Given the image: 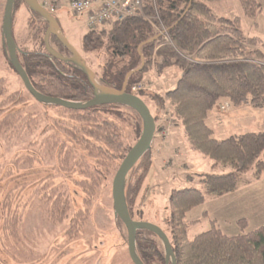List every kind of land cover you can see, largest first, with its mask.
<instances>
[{"label": "trees", "instance_id": "trees-1", "mask_svg": "<svg viewBox=\"0 0 264 264\" xmlns=\"http://www.w3.org/2000/svg\"><path fill=\"white\" fill-rule=\"evenodd\" d=\"M220 1L222 0H143L142 13L138 12L122 21L90 30L84 35L82 51L85 54L101 52L103 49L107 52V60L102 64L101 71L92 69L82 53H79L101 84L118 90L122 88L126 75L144 62L143 71L130 78L127 91L140 97L146 104L148 98L152 102L156 101L160 108L166 101L169 102L174 116L184 128L191 149L211 159L213 167L220 162H227L234 168L233 172L223 175L198 174L207 193L195 188L174 189L171 192V213L167 227L158 226L168 236L177 264H264V225L248 233L227 235L213 221L211 229L193 239L189 237L192 222L188 220V214L192 210L208 199L238 191L264 173V161L260 160L264 154V131L217 139L214 130L207 125L210 114L224 101H229L237 108L245 105L264 108V66L257 63L263 62L264 55L259 50H249L258 41L245 37L239 18L217 17L207 5ZM239 1L246 16L250 18H255L261 10L257 0ZM21 3L32 17L28 27L38 48H20L15 39L14 28L13 35L18 59L34 88L44 95L72 102L92 99L93 89L87 77L73 65L55 59L46 51V22L32 12L23 0H17L16 9ZM155 16L158 20L150 19ZM162 27L167 31L168 37L163 35L154 40L160 35ZM51 45L56 51L57 46L64 49L59 51L64 56L70 52L56 38L51 40ZM249 53L253 54L255 62L248 60ZM8 63L15 71L9 61ZM173 67L181 69L182 76L165 97L156 93L149 97L147 92L144 96L143 91L132 92L133 86L140 84L150 72L156 71L161 76ZM4 86L5 82L0 80V96L5 95ZM21 94L17 92L9 95L0 104V111L5 104L24 102ZM111 108L124 109L134 115L131 121L139 139L143 129L142 121L129 107L104 105L80 111L65 109L73 114V123L69 125L72 142L65 141L67 150L77 149L78 146L88 151V156L95 160L93 165L86 161L82 163V158L79 162L84 167V178L78 184L88 194V199L108 178L114 162L119 168L122 163L120 161H123L132 148L125 144L121 124L102 115V112ZM9 125V116L1 119L0 112V129ZM153 157L152 145L151 151L144 155L130 173L126 197L133 219V200L140 193L142 182L150 172ZM69 209L70 200L58 195L50 212L51 217L62 222ZM79 215L84 218L88 213L80 211ZM116 219L124 226L120 219ZM239 224L246 227L247 221L242 219ZM17 226L18 221L14 219L10 227ZM244 226L243 229H246ZM136 248L144 264H164V248L156 234L146 230L138 231Z\"/></svg>", "mask_w": 264, "mask_h": 264}, {"label": "rangeland", "instance_id": "rangeland-1", "mask_svg": "<svg viewBox=\"0 0 264 264\" xmlns=\"http://www.w3.org/2000/svg\"><path fill=\"white\" fill-rule=\"evenodd\" d=\"M257 1L261 10L255 18L246 16L239 0L207 5L217 17L239 18L245 37L258 41L249 50H259L264 55V0ZM5 3L6 0H0V80L5 82V95L0 96V104L17 92L22 93L24 102L5 104L0 111L1 119L9 116L10 122L9 127L0 129V264H132L126 228L116 219L113 208L112 182L117 164L114 162L108 178L88 199L78 184L84 178V167L79 162L82 158V163L93 165L95 160L78 146L68 148L71 151L66 148L65 141L72 142L69 125L73 123V114L65 108L48 107L36 101L10 67L1 38ZM55 17L69 43L82 53L92 69L101 71L107 60L106 50L91 54L82 51L83 37L89 31L86 18L67 11ZM150 19L158 20L157 16ZM30 21L32 17L24 4H19L14 25L16 42L20 48L35 50L38 45L31 37ZM165 32L162 33L168 37ZM249 54L248 60L255 62L253 54ZM257 63L264 66V60ZM181 76V69L176 67L161 76L156 71L150 72L140 84L133 86L137 90L132 92L165 97ZM146 102L158 123L153 141L154 163L133 200L132 211L135 221L164 228L171 213L169 196L174 189L195 188L207 193L198 174L223 175L233 172L234 168L227 162L213 167L211 159L191 149L169 102L162 108L150 98ZM251 106L237 108L229 101L219 103L207 120L215 138L264 131V108ZM102 115L121 124L126 146L135 145L138 139L132 113L111 108ZM175 128L180 133L175 137L177 145L168 141L172 142ZM168 148L173 152L166 160L163 153ZM260 160L264 161V154ZM58 195L70 200L69 212L62 222L50 214ZM80 211H87L88 215L83 218ZM14 219L18 221L17 228L10 227ZM242 219L247 221L246 227L239 224ZM188 220L192 222L190 239L211 229L213 221L227 235L248 233L261 227L264 225V173L236 192L206 200L188 214Z\"/></svg>", "mask_w": 264, "mask_h": 264}, {"label": "water", "instance_id": "water-1", "mask_svg": "<svg viewBox=\"0 0 264 264\" xmlns=\"http://www.w3.org/2000/svg\"><path fill=\"white\" fill-rule=\"evenodd\" d=\"M23 2L32 12L37 14L47 24V30L44 36L46 51L55 59L69 63L79 69L87 77V80L93 89V98L89 101L72 102L44 95L34 88L17 56L18 49L13 35L17 0H7L2 19L3 46L6 49L8 61L20 76L25 89L36 101L42 104L59 106L68 110L76 111L104 105H120L133 109L140 116L143 125L142 134L123 159L112 182L113 208L115 216L120 219L126 228L128 236V252L130 259L134 264H144L136 248V236L137 232L140 230H146L156 234L163 245L166 264H177L175 253L166 233L156 224L135 221L130 215L126 197V188L130 173L144 155L151 151L156 133V121L148 105L140 97L127 91L130 78L133 75L142 72L145 63L143 62L139 68L126 75L120 90L106 87L98 81L96 74L88 67L80 53L69 43L54 15L42 7L37 0H23ZM52 36L56 37L59 42L70 51V57L64 56L54 50L51 45ZM160 36L161 35H158L154 40Z\"/></svg>", "mask_w": 264, "mask_h": 264}, {"label": "built area", "instance_id": "built-area-1", "mask_svg": "<svg viewBox=\"0 0 264 264\" xmlns=\"http://www.w3.org/2000/svg\"><path fill=\"white\" fill-rule=\"evenodd\" d=\"M52 14L67 11L86 18L89 30H96L142 13L143 0H38ZM164 33L165 30L162 27ZM133 90H137L136 87Z\"/></svg>", "mask_w": 264, "mask_h": 264}, {"label": "crops", "instance_id": "crops-1", "mask_svg": "<svg viewBox=\"0 0 264 264\" xmlns=\"http://www.w3.org/2000/svg\"><path fill=\"white\" fill-rule=\"evenodd\" d=\"M181 73H182V71H181ZM150 76H153V75H150ZM251 107H253V106H251ZM255 108V107H254ZM234 114V113H233ZM180 128V127H179ZM179 128L178 129H174V133H175V135L173 134V138H172V142H171V140H168L169 141V143L170 144H173V145H177V144H174V143H176V134H178L177 136H179L180 135V133H179ZM181 147H183V145H181ZM172 149L171 148H168V150H164V156H163V158L164 159H166V160H168V158H171V154H172ZM249 185V184H248ZM247 186V185H246ZM242 188H244V187H242ZM242 188H240V189H242ZM239 189V190H240Z\"/></svg>", "mask_w": 264, "mask_h": 264}, {"label": "flooded vegetation", "instance_id": "flooded-vegetation-1", "mask_svg": "<svg viewBox=\"0 0 264 264\" xmlns=\"http://www.w3.org/2000/svg\"><path fill=\"white\" fill-rule=\"evenodd\" d=\"M6 4V3H5ZM5 8V7H4ZM46 30H47V26H46ZM1 38H2V27H1ZM54 38H56V37H51V40H53ZM57 39V38H56ZM61 46H63V45H61ZM57 48V52H59V51H63L64 49H62L60 46H57L56 47ZM2 49H3V51H4V54H5V56H6V58H7V60H8V56H7V52H6V49L4 48V46H3V41H2ZM65 52V51H64ZM68 57H70L71 56V53L69 52L68 53V55H67ZM128 254H129V252H128ZM130 257V256H129ZM132 262V261H131ZM132 264H134L133 262H132ZM164 264H166V261L164 262Z\"/></svg>", "mask_w": 264, "mask_h": 264}]
</instances>
